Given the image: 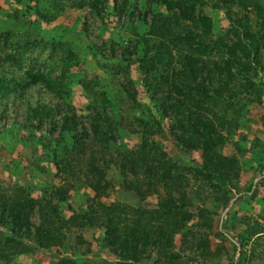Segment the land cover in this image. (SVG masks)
<instances>
[{"label":"rangeland","instance_id":"374dc122","mask_svg":"<svg viewBox=\"0 0 264 264\" xmlns=\"http://www.w3.org/2000/svg\"><path fill=\"white\" fill-rule=\"evenodd\" d=\"M57 1L0 0V193L8 202L37 203L29 217L31 239H23L35 252L0 264H117L109 235L116 225L106 224L114 207L127 213L123 225L149 221L140 231L148 229V246L138 245L135 264H264V87L246 109L230 113L234 124L221 129L225 142L218 154L237 159L239 178L233 189L217 186L198 173L204 151L186 149L180 130L171 134L177 117L161 109L167 94L162 68L149 76L138 62L144 54L137 43L165 11L163 0H92V8L61 12ZM214 4L192 5L194 15L212 19L219 37L230 22ZM249 10L264 37V13ZM69 49L77 56L65 72L62 57H72ZM180 60L175 56L172 70L181 69ZM47 78L64 79L56 88L62 94L46 87ZM38 105L55 109L41 125L28 117ZM66 116L76 124H67ZM147 136L152 151L145 157L154 167L151 175L142 172L139 196L127 188L128 163ZM164 161L174 166L168 179ZM59 189L66 191L64 201ZM165 199L171 206L162 209ZM53 208L55 220L63 221L54 224L63 242L40 248L32 237L48 227L45 216ZM78 214L82 220L70 223ZM8 235L0 225V239Z\"/></svg>","mask_w":264,"mask_h":264},{"label":"trees","instance_id":"16d2710c","mask_svg":"<svg viewBox=\"0 0 264 264\" xmlns=\"http://www.w3.org/2000/svg\"><path fill=\"white\" fill-rule=\"evenodd\" d=\"M194 2L196 0L162 1L165 11L155 15L148 36L140 38L137 43L138 47L143 46L141 53L144 54L138 58V62L149 76L151 73L154 75V71L157 72V65L162 68L160 79L163 86H166L167 93L162 99V112L167 116L171 114L177 117L171 134H175V129L180 130L182 133L180 142L186 149L204 151L205 162L198 172L200 176L217 186L233 189L235 181L239 178V165L235 157L228 158L218 154V150L225 142L221 129L234 124L235 121L229 119L230 113L236 114L246 109L248 102L253 101L252 97L260 94L262 92L260 88L264 87L262 81L264 37L261 31L251 24L249 10L253 8L264 13V0H215L214 8L226 10L230 22L226 34L219 37L213 34V21L210 17L194 15L192 5ZM56 4L60 12L67 7L85 9L95 6L92 0H58ZM234 6L237 9H234ZM69 52L73 53L70 49ZM129 53L131 52L126 51L124 54L127 60L131 55ZM67 56L62 57L65 72L71 67L73 58L77 55L73 53L72 57ZM175 56L181 59L179 61L181 69L172 70ZM44 81L49 90L62 94L56 88L63 87V78L55 83L50 78ZM54 110L50 105H38L30 109L28 117L31 121L37 120L41 125L47 118L54 116ZM65 122L73 126L76 124L69 116H66ZM152 135L153 132L148 136ZM148 136L145 138L144 150L142 149L135 157L137 162L132 159L128 163L131 165L128 177L133 180L126 179V185L139 196L143 181L140 179L142 172H147V176L148 173L151 175L154 167L151 157H145L152 151ZM163 165L165 168L163 178L168 179L173 173L174 166L168 165L165 161ZM96 167L98 166L94 164L90 169V179L92 173L96 172ZM89 185L93 187L96 184L92 180ZM57 195L64 201L66 191L59 189ZM6 200V195L0 193V225L9 232L6 240L0 239V261L5 260L9 263L16 257L35 252L34 248L29 249L25 245L27 243L23 239L26 237L31 239L29 217L37 203L31 198H24L23 201L18 198L11 202ZM160 206L162 209L171 206L170 199L161 200ZM124 211L119 207L111 208L110 214L113 216L107 217L106 224L116 225L115 231L109 228V235L113 234L111 247L120 258L117 264H135L141 256L138 245L148 246L146 241L150 236L148 229L142 233L140 231L141 228H146L149 221L144 225L142 221L123 225L126 219L122 214H127ZM56 214H58L56 208H53L51 213H46L48 227L41 235L38 233L32 237L36 246L51 249L62 244L60 227H55L54 224L55 221L57 223L63 221L55 220ZM164 218L168 220V213ZM77 220H82V216L79 214L74 216L70 223L76 224ZM162 230L163 227L160 229L161 232L156 231L154 236L162 235ZM236 242L239 245L242 243L239 240ZM60 264L75 262L63 259Z\"/></svg>","mask_w":264,"mask_h":264}]
</instances>
